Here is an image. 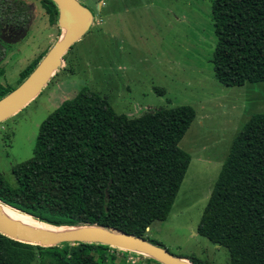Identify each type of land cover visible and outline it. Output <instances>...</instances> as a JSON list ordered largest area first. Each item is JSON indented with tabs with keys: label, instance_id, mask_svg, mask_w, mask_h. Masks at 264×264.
Returning a JSON list of instances; mask_svg holds the SVG:
<instances>
[{
	"label": "trees",
	"instance_id": "obj_1",
	"mask_svg": "<svg viewBox=\"0 0 264 264\" xmlns=\"http://www.w3.org/2000/svg\"><path fill=\"white\" fill-rule=\"evenodd\" d=\"M212 17L216 78L229 86L264 81V0H213ZM38 63L21 72L22 81ZM12 90L0 82V99ZM195 118L191 105L129 117L81 90L42 122L34 155L14 165L11 176L0 172V200L38 222L96 224L161 245L147 230L171 212L192 160L180 141ZM198 232L228 249V264H264V113L252 115L235 137ZM111 249L120 248L81 241L42 246L0 232V264L125 263ZM136 255L135 264H163Z\"/></svg>",
	"mask_w": 264,
	"mask_h": 264
},
{
	"label": "rangeland",
	"instance_id": "obj_2",
	"mask_svg": "<svg viewBox=\"0 0 264 264\" xmlns=\"http://www.w3.org/2000/svg\"><path fill=\"white\" fill-rule=\"evenodd\" d=\"M80 1L93 10L94 22L39 95L0 122V172L11 176L14 165L34 155L42 122L81 90L129 117L191 105L196 118L180 141L191 163L167 219L154 222L147 236L176 255L228 264V249L201 235L198 226L235 137L252 115L264 113V81L229 86L216 78L213 0ZM39 13L22 53L0 66V82L11 90L57 37L49 38L53 29ZM111 252L123 264L138 261L132 251Z\"/></svg>",
	"mask_w": 264,
	"mask_h": 264
},
{
	"label": "water",
	"instance_id": "obj_3",
	"mask_svg": "<svg viewBox=\"0 0 264 264\" xmlns=\"http://www.w3.org/2000/svg\"><path fill=\"white\" fill-rule=\"evenodd\" d=\"M59 11L62 34L22 83L0 99V122L19 112L50 82L64 64L72 45L92 26L93 10L80 0H53ZM0 200V232L12 239L54 246L62 242H96L152 257L163 264H195L190 258L172 253L149 239L123 230L96 224L54 226L44 222L31 224L7 215ZM60 227H68L61 230Z\"/></svg>",
	"mask_w": 264,
	"mask_h": 264
},
{
	"label": "flooded vegetation",
	"instance_id": "obj_4",
	"mask_svg": "<svg viewBox=\"0 0 264 264\" xmlns=\"http://www.w3.org/2000/svg\"><path fill=\"white\" fill-rule=\"evenodd\" d=\"M39 11L45 17L46 25L53 29L49 38L52 39L54 34L57 36L53 45L58 40L61 31L58 21L59 11L55 2L51 3L49 0H0V66L15 54L22 53V46L30 35L33 21L41 16ZM55 12H57V18L53 21L52 14Z\"/></svg>",
	"mask_w": 264,
	"mask_h": 264
},
{
	"label": "bare ground",
	"instance_id": "obj_5",
	"mask_svg": "<svg viewBox=\"0 0 264 264\" xmlns=\"http://www.w3.org/2000/svg\"><path fill=\"white\" fill-rule=\"evenodd\" d=\"M5 212L7 213V215H9L10 217L14 218V219H18V220H21V221H24L26 223H31V224H40L41 222H38V221H35V220H32L31 218L9 208L8 206H5ZM58 229H68V227H60Z\"/></svg>",
	"mask_w": 264,
	"mask_h": 264
},
{
	"label": "crops",
	"instance_id": "obj_6",
	"mask_svg": "<svg viewBox=\"0 0 264 264\" xmlns=\"http://www.w3.org/2000/svg\"><path fill=\"white\" fill-rule=\"evenodd\" d=\"M64 63H65V61H64ZM63 66H64V65H63ZM211 163H212V162H211ZM208 166H209V165H208ZM150 228H151V227H150ZM150 228H149V229H150Z\"/></svg>",
	"mask_w": 264,
	"mask_h": 264
},
{
	"label": "built area",
	"instance_id": "obj_7",
	"mask_svg": "<svg viewBox=\"0 0 264 264\" xmlns=\"http://www.w3.org/2000/svg\"><path fill=\"white\" fill-rule=\"evenodd\" d=\"M129 252H130V251H129ZM135 261H136V260H135ZM135 261H134V262H135Z\"/></svg>",
	"mask_w": 264,
	"mask_h": 264
}]
</instances>
